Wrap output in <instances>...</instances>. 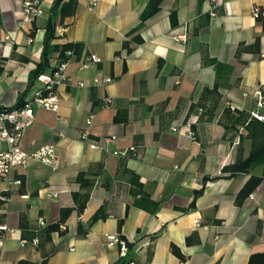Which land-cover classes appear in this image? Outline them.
<instances>
[{
    "label": "crops",
    "instance_id": "crops-1",
    "mask_svg": "<svg viewBox=\"0 0 264 264\" xmlns=\"http://www.w3.org/2000/svg\"><path fill=\"white\" fill-rule=\"evenodd\" d=\"M54 1L42 0L43 13L26 21L22 0H0V108L13 106L21 93L30 100L40 86L29 79ZM147 1L78 0L75 13L56 25L54 44L77 42L83 49L67 61L70 81L56 87L57 109L34 107L21 148L54 146L59 167L31 160L12 170L10 182L0 178V264H38L43 258L46 264H116L120 258L126 264H247L251 254L264 252V179L235 204L261 166L249 174L222 171L235 161L239 138L225 136L219 123L225 106L264 115V103L256 107L254 96L264 86V33L260 57L234 59L239 42L261 33L253 9L264 16V0H163L130 34ZM135 35L142 41L130 42L127 52L122 44ZM202 50L225 65L215 105L209 96L201 98L217 78L216 67L202 63ZM90 54L100 61L81 66ZM95 77L111 81L94 83ZM119 110L126 111V123L113 120ZM241 147L246 157L250 141L243 139ZM80 171L95 181L83 212L73 210L64 233L53 232L49 241L31 236L57 222L62 208L74 206ZM127 171L158 203L154 213L133 204ZM17 179L20 184H13ZM99 208L109 216L88 226ZM111 237L129 244L124 253Z\"/></svg>",
    "mask_w": 264,
    "mask_h": 264
},
{
    "label": "trees",
    "instance_id": "trees-1",
    "mask_svg": "<svg viewBox=\"0 0 264 264\" xmlns=\"http://www.w3.org/2000/svg\"><path fill=\"white\" fill-rule=\"evenodd\" d=\"M42 1V0H41ZM163 0H148L147 4L140 15V22L137 27L131 31L130 34L139 29L143 22L153 16L160 8V5ZM78 0H55L52 3L50 8L48 19L44 26V37L42 50L39 61L36 63L34 70L32 71L29 79V84L34 82L37 79L39 74L47 72L50 69L61 62L68 61L70 56L76 55L79 56L83 49L82 43H73L68 42L64 44H54L52 41L55 38V27L57 24H61L65 17L71 16L75 13L77 8ZM171 23L176 24L175 13L171 12L170 14ZM256 22L261 25L262 31L260 34L256 35L252 42H239L234 51V59L238 62L241 61V56L245 53L255 54L258 57L261 55L260 48V38L261 34L264 33V16L259 12L257 17H255ZM58 21V22H57ZM142 41L141 37L138 35L133 36L130 40H125L122 44L123 48L129 52L130 42L140 43ZM71 52V55L67 53ZM56 54V55H55ZM55 55V57H54ZM54 57V59H53ZM201 58L203 64H211L216 67L217 78L211 89H204L201 95V98L209 96L213 105L216 104V101L220 97L218 88L223 85L224 78L221 74V70L225 65L218 63L215 59L211 58L206 50L201 51ZM52 59L54 62L52 63ZM230 72L232 67H230ZM263 98L264 102V86L258 88ZM26 95L21 93L18 96L16 103L9 108H0V110H12L22 108L27 101ZM96 104V102H93ZM195 106L204 108V106L198 102ZM256 106V102H255ZM194 105H191L190 108H193ZM257 113V110H252L251 112L231 108L230 106H225L222 110L221 116L219 118V123L225 129V136L230 133L232 136H238L239 142L237 146V157L232 164L224 166L222 168L223 172L233 175L235 173H245L249 174L250 171L255 167L261 166L260 175H250L246 180L242 188L235 196V204L240 206L243 201L252 193V191L257 187V185L264 179V120H260L253 116L252 113ZM202 118V117H201ZM200 118V119H201ZM113 120L115 122L126 123L127 114L125 110H119L115 114ZM244 131V134L240 132ZM243 139H248L250 141V149L248 155L243 157L241 142ZM131 175L130 178V194L134 197L133 204L141 209H144L150 213H154L158 208V203L151 200L149 194L146 192L145 187L142 182H140L138 176L133 172L127 171ZM76 181L79 183L80 191L73 194L74 206L65 207L60 211L59 220L53 224H49L41 228L39 233H32L31 236H38L43 234L45 241H49L51 234L53 232H58L63 234L64 231L60 229V226L66 221L70 213L75 210L78 214H81L86 206V202L89 198L90 190L94 186L95 181L93 179L87 178L84 171L78 172L76 176ZM109 214L104 211L103 208H99L90 218L88 226L101 218L108 217ZM123 220L118 219L117 225L118 229L121 228ZM22 231H24V222L20 223ZM86 230L82 229L81 224L78 225L79 235L85 234ZM1 236V233H0ZM24 236V235H23ZM187 243L191 242L190 237L186 239ZM129 246V244H127ZM171 253L175 255L179 260L184 261L185 256L180 252L179 248L175 245L170 247ZM126 261L118 260L116 264H126ZM17 264H34L28 261L20 260ZM38 264H46V258H43ZM247 264H264V252L262 253H253L250 255Z\"/></svg>",
    "mask_w": 264,
    "mask_h": 264
},
{
    "label": "built area",
    "instance_id": "built-area-1",
    "mask_svg": "<svg viewBox=\"0 0 264 264\" xmlns=\"http://www.w3.org/2000/svg\"><path fill=\"white\" fill-rule=\"evenodd\" d=\"M23 13L26 21H32L37 16L43 13L41 0H22ZM259 13L258 8L253 9V16L257 17ZM71 55V52L67 53ZM95 54H90L81 63V66L86 65L89 62H99ZM67 61L56 64L53 69L48 70L37 76L36 81L39 83V87L33 94L30 100H27L22 108L12 110H0V178L10 182V174L12 170L17 166H23L27 162L33 160L40 164L50 167L52 170H56L59 167V157L55 151L54 146L45 145L30 151H24L21 148V139L24 130L34 122V107H45L49 109H57L58 99L55 94L56 87L61 84H66L70 81L68 74L66 73ZM110 77L100 78L95 77L94 83L110 82ZM80 86L84 83H80ZM256 99V107L263 105V98L260 90L257 89L254 93ZM253 116L260 120H264V116L257 113H252ZM189 134L194 138V132L189 131ZM113 138V137H112ZM4 145V146H3ZM135 146L129 148L130 151H134ZM20 180H13V184H20ZM1 197V194H0ZM39 224L43 225L44 221L39 220ZM4 227L0 225V233ZM60 229L63 230L64 226L61 225ZM115 241L121 253H124L127 249V243L125 240L118 237H111Z\"/></svg>",
    "mask_w": 264,
    "mask_h": 264
}]
</instances>
